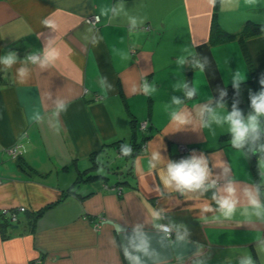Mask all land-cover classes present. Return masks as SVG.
Masks as SVG:
<instances>
[{
    "label": "crops",
    "instance_id": "0c3cea01",
    "mask_svg": "<svg viewBox=\"0 0 264 264\" xmlns=\"http://www.w3.org/2000/svg\"><path fill=\"white\" fill-rule=\"evenodd\" d=\"M247 21L264 23V0H0V264H133L126 248L140 264H264V158L224 120L238 74L264 86ZM194 158L200 189L164 185L169 162ZM96 160L102 176L66 192Z\"/></svg>",
    "mask_w": 264,
    "mask_h": 264
},
{
    "label": "clouds",
    "instance_id": "9594fccd",
    "mask_svg": "<svg viewBox=\"0 0 264 264\" xmlns=\"http://www.w3.org/2000/svg\"><path fill=\"white\" fill-rule=\"evenodd\" d=\"M57 55L58 53L56 52V50H48L45 53V61L53 60L57 57ZM29 59L33 62L36 61V57H29ZM14 61L15 56L10 55L6 57L3 62L7 65H11ZM20 73L21 75H23L24 70L21 69ZM238 79L244 80V74H238ZM261 83H264V80H262ZM187 95L189 98H191L193 92L190 91L187 93ZM174 102L177 104L180 103L179 100H174ZM60 107L61 109H63V105H61ZM251 107L254 110L255 114L249 116L247 124H245L241 120L240 113L236 110H233L230 114L224 116V120L230 125L229 130L234 134V139L232 143L237 147L241 145V142L244 140L245 136L249 133L250 130L252 132L256 131L258 117L264 116V92H261L259 95L252 97ZM174 118L180 124L186 123V120L182 116H174ZM217 122H219V119H217ZM160 159L161 158L159 154H153V160L159 161ZM152 167H155V165H152ZM208 175L209 170L207 168V162L203 159L195 158L191 160L181 161L178 164L169 162L167 164L166 171L161 172L160 174L161 180L166 187H171L174 182L175 186L181 191L200 189L204 185L205 179ZM226 191L229 193V196L234 193V189L231 186L227 187ZM217 203L219 204L220 209L224 212L226 216L230 215L235 207V201L230 198H222L218 200ZM252 204L255 205L256 201L253 200ZM208 210L210 209H205V211ZM153 215L154 217L158 218L159 214L153 213ZM157 226L162 227L160 225ZM139 235L142 237V234ZM132 246L137 252H143L146 255L149 254L147 249V243L143 238L140 239L138 244L133 242ZM125 256L131 261H133V264H140L139 257L131 255L128 252L127 248L125 249Z\"/></svg>",
    "mask_w": 264,
    "mask_h": 264
},
{
    "label": "trees",
    "instance_id": "16d2710c",
    "mask_svg": "<svg viewBox=\"0 0 264 264\" xmlns=\"http://www.w3.org/2000/svg\"><path fill=\"white\" fill-rule=\"evenodd\" d=\"M244 30L248 32L249 35H257L261 32H264V23H258L253 21H247L244 25ZM228 34L225 32H220L216 35V38H224L227 37ZM243 46V45H242ZM186 92H194L193 85L190 82V78L185 83ZM261 92H264V86H261L256 76L253 74L249 79L239 81L236 83L229 84L227 86V96L224 99V103L231 110H236L240 113V118H243L247 113H249L252 109L251 107V99L254 96L259 95ZM233 144V143H232ZM138 143H134L132 145L121 147H114L118 152H122L124 149L127 150V154L129 150L132 148L131 153L134 154V151L138 149ZM234 145V144H233ZM235 146V145H234ZM245 150L250 161L255 160L257 156L264 158V125L257 126L256 131L252 132L251 130L245 136L244 140L241 142L239 146ZM99 161H93L92 167L88 168L83 172H79L77 178L70 184L67 188L66 192L74 193V187L79 184L80 181L88 180L92 181L97 177H101V174H92L89 172L92 169L98 167ZM117 168V167H116ZM114 170V169H113ZM97 171V168L94 170ZM121 181H118V183ZM117 183V182H116ZM9 220V219H8Z\"/></svg>",
    "mask_w": 264,
    "mask_h": 264
},
{
    "label": "built area",
    "instance_id": "2783aa9c",
    "mask_svg": "<svg viewBox=\"0 0 264 264\" xmlns=\"http://www.w3.org/2000/svg\"><path fill=\"white\" fill-rule=\"evenodd\" d=\"M100 20V18H99V16L98 15H96V14H93V15H90L88 18H87V22L88 23H90V24H92V25H95L98 21ZM31 57H36V56H31ZM37 58V57H36ZM146 122H143L142 124H141V127L144 129V128H146ZM180 149L181 150H183V149H185V147L184 146H180ZM10 152L12 153V154H15L16 152H17V150H16V148H10ZM21 210H23L24 208H20ZM11 217H12V219H15L16 218V215L14 214V212H11ZM98 225H96V227H97ZM162 229L164 230V232H166V234L168 235V236H170V233H171V230H170V227L169 226H163L162 227Z\"/></svg>",
    "mask_w": 264,
    "mask_h": 264
},
{
    "label": "rangeland",
    "instance_id": "374dc122",
    "mask_svg": "<svg viewBox=\"0 0 264 264\" xmlns=\"http://www.w3.org/2000/svg\"><path fill=\"white\" fill-rule=\"evenodd\" d=\"M258 125H261V124H258ZM262 126V125H261Z\"/></svg>",
    "mask_w": 264,
    "mask_h": 264
}]
</instances>
